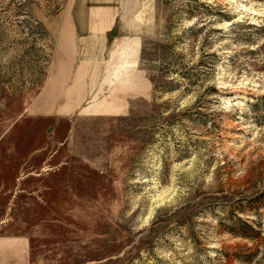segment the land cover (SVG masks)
Listing matches in <instances>:
<instances>
[{
    "label": "rangeland",
    "instance_id": "374dc122",
    "mask_svg": "<svg viewBox=\"0 0 264 264\" xmlns=\"http://www.w3.org/2000/svg\"><path fill=\"white\" fill-rule=\"evenodd\" d=\"M0 264H264V0H0Z\"/></svg>",
    "mask_w": 264,
    "mask_h": 264
},
{
    "label": "trees",
    "instance_id": "16d2710c",
    "mask_svg": "<svg viewBox=\"0 0 264 264\" xmlns=\"http://www.w3.org/2000/svg\"><path fill=\"white\" fill-rule=\"evenodd\" d=\"M194 3H195V6H199V7H202V8H204V9H206V10H208V11H210V12H212L211 11V7L210 6H208V5H206V4H203V3H200V2H198V1H194ZM187 13V16H190L191 14H193V12H192V10H190V12H186ZM187 208L188 207H181V208H176V209H174V210H170L169 211V215L167 216L168 218H173V217H175V216H180V215H183L185 212H186V210H187ZM185 216H188V215H186L185 214ZM183 217V216H182ZM189 217V216H188ZM159 219H162V218H159ZM158 220V219H157ZM157 220H155L153 223H151V227L148 229V233H150V235H152V234H155V232H157L158 230L156 229V227L154 228V226H156V222H157ZM167 220H163V221H159V222H163V223H165ZM238 222H240L239 220H238ZM172 224H174V228H179L180 226H183V230L184 231H186V228H187V226H188V218L187 219H185V218H181V220H175V221H173V223ZM241 226L242 227H246L247 229H250L251 230V228L247 225V224H245L244 222H241ZM252 231V230H251ZM232 233V232H231ZM239 235H242V234H239Z\"/></svg>",
    "mask_w": 264,
    "mask_h": 264
}]
</instances>
